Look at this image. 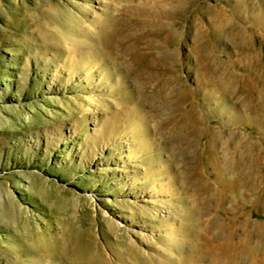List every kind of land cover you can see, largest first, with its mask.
I'll return each instance as SVG.
<instances>
[{"label": "rangeland", "instance_id": "rangeland-1", "mask_svg": "<svg viewBox=\"0 0 264 264\" xmlns=\"http://www.w3.org/2000/svg\"><path fill=\"white\" fill-rule=\"evenodd\" d=\"M244 159L264 0H0V264H214L235 206L262 232L212 166Z\"/></svg>", "mask_w": 264, "mask_h": 264}, {"label": "bare ground", "instance_id": "bare-ground-1", "mask_svg": "<svg viewBox=\"0 0 264 264\" xmlns=\"http://www.w3.org/2000/svg\"><path fill=\"white\" fill-rule=\"evenodd\" d=\"M249 98L250 100H252L251 95ZM251 105L250 108L253 106ZM256 107H258V105ZM208 149L211 153L214 152L213 136H211L208 140ZM240 155L241 153H239L237 157H240ZM212 166L218 171V177L222 182L221 187H223L224 190L234 193H241L244 200L246 199L247 201L252 200L251 197L253 196L258 201L264 202V179L262 178L260 180L258 177L260 176L258 174H261V172L264 170L263 160L260 159L259 161H250L249 159H244L234 160L223 164H219L217 163V161H214ZM228 175H231L232 178L228 179ZM239 176L243 177L238 178ZM239 209L240 206H235V209H233L232 213L234 215V218H230V221L228 222L230 229L227 237L225 236L226 240L224 245L217 250L218 256L214 258V264H264V225L260 226L262 232L259 233V236H256L254 232L248 230L250 219H239ZM197 212L199 215H201V212H199L198 210ZM216 223L217 219H215L214 221V224ZM238 223L240 225V229L243 230V235L238 240V242H236L235 229ZM211 225H213V223H211ZM212 240L218 241V238L213 236ZM84 250L86 252V257L89 260V262L86 264H100L99 255H97L99 256L98 259H95L96 257L94 256L95 254L92 249L88 251V249L84 248ZM74 253H76V255L78 256V252L75 251Z\"/></svg>", "mask_w": 264, "mask_h": 264}]
</instances>
